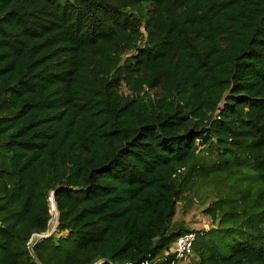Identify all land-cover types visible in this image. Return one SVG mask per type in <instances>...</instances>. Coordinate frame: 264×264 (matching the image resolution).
<instances>
[{
	"label": "trees",
	"instance_id": "obj_1",
	"mask_svg": "<svg viewBox=\"0 0 264 264\" xmlns=\"http://www.w3.org/2000/svg\"><path fill=\"white\" fill-rule=\"evenodd\" d=\"M197 179L187 264H264V0H0V264H36L53 192L42 262L141 264Z\"/></svg>",
	"mask_w": 264,
	"mask_h": 264
},
{
	"label": "rangeland",
	"instance_id": "obj_2",
	"mask_svg": "<svg viewBox=\"0 0 264 264\" xmlns=\"http://www.w3.org/2000/svg\"><path fill=\"white\" fill-rule=\"evenodd\" d=\"M125 92L128 91L125 90ZM222 158L223 156H220L217 152L211 151L205 156L203 166L208 169L218 163ZM220 178H223V176L217 177V179ZM216 195L217 186L214 185L213 179L210 181L197 179L193 192L190 194L187 193L188 198L182 199L178 203V210L174 216L173 223L183 225L185 228L195 231H207L209 228H217L220 220L213 221L211 215L205 211L208 206L212 205V203L218 199ZM245 238L258 244L257 240L252 237L245 236ZM206 240L210 243L216 242L225 244L237 240V235L233 232L225 235L223 231H217L206 236ZM225 253H227V251ZM181 264H187V262L182 260Z\"/></svg>",
	"mask_w": 264,
	"mask_h": 264
},
{
	"label": "built area",
	"instance_id": "obj_3",
	"mask_svg": "<svg viewBox=\"0 0 264 264\" xmlns=\"http://www.w3.org/2000/svg\"><path fill=\"white\" fill-rule=\"evenodd\" d=\"M52 197L53 193L50 197V212L52 217L49 220L48 228L45 231L33 232L27 241V248L36 264H45L35 253L36 244L52 234L59 235L65 233L58 230V210ZM197 236V231L182 234L176 239L170 251H165L162 254L149 257L141 264H181L182 260L187 262L194 252V245L196 243ZM106 261L107 260L104 258H99L86 264H104Z\"/></svg>",
	"mask_w": 264,
	"mask_h": 264
},
{
	"label": "water",
	"instance_id": "obj_4",
	"mask_svg": "<svg viewBox=\"0 0 264 264\" xmlns=\"http://www.w3.org/2000/svg\"><path fill=\"white\" fill-rule=\"evenodd\" d=\"M220 107H221V106H220ZM52 198H53V200H54V202H55V199H54V192H53V197H52Z\"/></svg>",
	"mask_w": 264,
	"mask_h": 264
}]
</instances>
